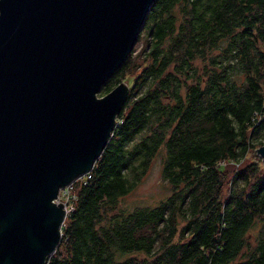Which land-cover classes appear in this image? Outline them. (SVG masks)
Returning <instances> with one entry per match:
<instances>
[{
    "label": "trees",
    "instance_id": "16d2710c",
    "mask_svg": "<svg viewBox=\"0 0 264 264\" xmlns=\"http://www.w3.org/2000/svg\"><path fill=\"white\" fill-rule=\"evenodd\" d=\"M137 43L102 87L127 82V102L46 264H264L249 157L264 144V0H156ZM160 153L170 194L121 206Z\"/></svg>",
    "mask_w": 264,
    "mask_h": 264
},
{
    "label": "water",
    "instance_id": "95a60500",
    "mask_svg": "<svg viewBox=\"0 0 264 264\" xmlns=\"http://www.w3.org/2000/svg\"><path fill=\"white\" fill-rule=\"evenodd\" d=\"M156 0H0V264H46L61 190L87 176L127 102L102 87ZM264 166V144L255 151Z\"/></svg>",
    "mask_w": 264,
    "mask_h": 264
},
{
    "label": "rangeland",
    "instance_id": "374dc122",
    "mask_svg": "<svg viewBox=\"0 0 264 264\" xmlns=\"http://www.w3.org/2000/svg\"><path fill=\"white\" fill-rule=\"evenodd\" d=\"M136 47L138 50L142 47V44L137 43ZM131 77L132 76H130L128 80ZM102 95H103V92L101 91V93H99V96H102ZM257 148L255 149V151L257 150ZM255 151L253 153H249V157L253 158L256 161L262 162V158ZM162 156L163 154L160 153L154 158L153 164L149 172L143 178V180L138 184L137 188L133 192H131L127 196H124L121 199L120 201L121 206L129 207L131 209L137 206H156L161 200H163L170 194V186L166 182V180L163 179ZM234 167L235 166H232V165L228 166L227 167L228 172L231 173L232 168ZM60 197H61L60 202L62 203H64L63 202L64 199L65 200L71 199V202L73 203L74 198H75L74 192L71 188H68L67 192L64 194L61 192Z\"/></svg>",
    "mask_w": 264,
    "mask_h": 264
},
{
    "label": "built area",
    "instance_id": "2783aa9c",
    "mask_svg": "<svg viewBox=\"0 0 264 264\" xmlns=\"http://www.w3.org/2000/svg\"><path fill=\"white\" fill-rule=\"evenodd\" d=\"M68 188H71V185L69 186V187H66L64 190H61L60 191V194H61V192L64 194V193H66L67 192V190H68ZM60 194H59V198H58V201L60 202ZM63 202H64V205H65V207H66V210H67V216L71 213V211H73V203L71 202V199L69 200V199H67V200H63ZM72 204V205H71Z\"/></svg>",
    "mask_w": 264,
    "mask_h": 264
}]
</instances>
